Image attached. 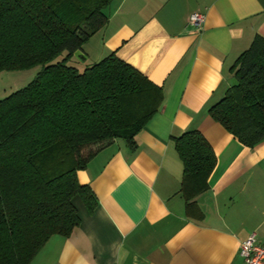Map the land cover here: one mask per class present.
Segmentation results:
<instances>
[{
  "label": "crops",
  "instance_id": "0c3cea01",
  "mask_svg": "<svg viewBox=\"0 0 264 264\" xmlns=\"http://www.w3.org/2000/svg\"><path fill=\"white\" fill-rule=\"evenodd\" d=\"M193 12L204 18L199 26L188 24ZM107 20L72 62L113 54L157 84L163 100L136 150L108 142L76 172L97 199L93 213L75 201L79 226L49 237L28 264H242L239 243L253 234L264 245V140L243 146L207 111L234 83L233 61L255 34L264 39V0H111ZM195 129L216 157L194 200L197 220L178 193L172 142Z\"/></svg>",
  "mask_w": 264,
  "mask_h": 264
},
{
  "label": "trees",
  "instance_id": "16d2710c",
  "mask_svg": "<svg viewBox=\"0 0 264 264\" xmlns=\"http://www.w3.org/2000/svg\"><path fill=\"white\" fill-rule=\"evenodd\" d=\"M110 1L0 0V72L42 65L0 99V264H28L49 237H68L80 222L75 201L93 213L97 199L76 172L108 142L136 150L163 100L157 84L113 54L82 70L72 62L107 25ZM252 40L231 64L234 83L207 111L250 148L264 140V39ZM172 142L182 168L178 193L197 220L194 200L208 188L216 157L196 129Z\"/></svg>",
  "mask_w": 264,
  "mask_h": 264
},
{
  "label": "rangeland",
  "instance_id": "374dc122",
  "mask_svg": "<svg viewBox=\"0 0 264 264\" xmlns=\"http://www.w3.org/2000/svg\"><path fill=\"white\" fill-rule=\"evenodd\" d=\"M61 58L58 57L57 60ZM79 60L76 59L75 62H78ZM80 63V62H79ZM41 64L34 66L32 68H27V70L23 71H4L0 72V99H3V97L8 96L9 94L15 92V90H20L24 88L29 81L34 79L39 72L41 68ZM79 70L83 69L81 67V63L77 65ZM76 202L80 203L79 200Z\"/></svg>",
  "mask_w": 264,
  "mask_h": 264
},
{
  "label": "built area",
  "instance_id": "2783aa9c",
  "mask_svg": "<svg viewBox=\"0 0 264 264\" xmlns=\"http://www.w3.org/2000/svg\"><path fill=\"white\" fill-rule=\"evenodd\" d=\"M204 21L203 16L191 13L188 24L199 26ZM254 235L251 234L243 242L239 243L238 255L243 260L242 264H264V245L255 243Z\"/></svg>",
  "mask_w": 264,
  "mask_h": 264
}]
</instances>
